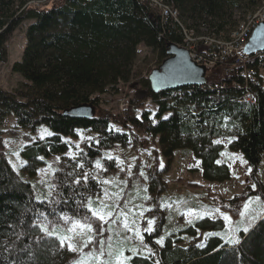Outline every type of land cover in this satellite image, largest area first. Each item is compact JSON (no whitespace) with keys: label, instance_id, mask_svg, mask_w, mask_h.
Returning <instances> with one entry per match:
<instances>
[{"label":"trees","instance_id":"16d2710c","mask_svg":"<svg viewBox=\"0 0 264 264\" xmlns=\"http://www.w3.org/2000/svg\"><path fill=\"white\" fill-rule=\"evenodd\" d=\"M171 2L179 18L200 35L224 33L226 37L259 5V0ZM236 14L240 17L236 18ZM30 21L33 23L26 32L23 58L13 66V72L28 83L14 93L0 88V121L14 116L23 129L33 131L45 126L54 135L51 144H39V148L35 146L22 153L30 177L37 175L42 157L64 156L68 147L62 139L73 138L77 130L98 134L99 149L125 145L132 140L138 143L134 133L114 136L108 132L111 124H117L127 130L133 128L138 134L161 137L167 158L179 150L191 151L202 161L206 181L224 183L231 179V172L218 163L222 147L214 139L221 135L220 126L234 125L239 129L238 140L230 148L243 154L252 169L253 180L260 186L257 175L264 156L263 87L253 89L256 105L239 99L242 91L230 86L215 87L230 84L231 79L221 76L208 78L205 91L200 87L182 88L187 91L181 98L173 96L177 90L155 94L149 80H143L140 84L147 90L138 92L120 115L99 111L92 100L94 95H103L120 82L130 83L131 69L142 44L159 52L163 63L168 58V44L180 41L178 25L163 27L159 17L138 0H0V63L7 60V43L13 33ZM202 26H206V33L200 30ZM249 64L261 69L264 52L263 59L252 58ZM147 100L160 107L157 124L149 112L143 113L142 119L137 115ZM84 104L96 106L99 112L94 119L64 115L65 111ZM188 104L200 111L191 115L186 111ZM168 113L171 116L163 120ZM88 156L96 159L99 151L89 148ZM58 178L56 204L40 201L32 183L18 174L0 151V264H73L75 253L62 248L57 238L46 236L39 224L45 214L52 218L59 214L85 217L83 197L94 193L96 183L91 180L84 192L69 173H59ZM155 178L160 180L158 174ZM154 185L156 180L151 193L156 191ZM254 195L249 189V198ZM246 199L247 196L237 197L230 204L235 206ZM260 220L234 246L212 236L202 247L188 248L179 246L172 238L159 246L156 240L162 234L161 221L152 236H145L152 255L136 256L130 264H264V219ZM224 229L223 221L206 219L185 232L194 236L197 231Z\"/></svg>","mask_w":264,"mask_h":264},{"label":"rangeland","instance_id":"374dc122","mask_svg":"<svg viewBox=\"0 0 264 264\" xmlns=\"http://www.w3.org/2000/svg\"><path fill=\"white\" fill-rule=\"evenodd\" d=\"M33 5L41 6L40 3ZM236 15V18L240 17L239 14ZM32 23V21L24 23L7 43V60L0 63V88L5 91L14 93L28 83L22 75L13 72V66L23 58L27 46L26 32ZM205 29L206 27L200 30L206 33ZM161 64L159 52L142 44L138 48V57L131 69L130 83L120 82L116 87L108 88L105 94L94 95L92 100L101 112H109L112 115L123 114L138 92L147 90L140 83L148 79L153 70L158 69ZM260 73L264 81V69ZM217 76L218 74H215L213 77ZM159 109L160 107L152 100H147L143 108L137 111V115L142 119L143 113L149 112L151 119L157 124ZM186 111L195 115L200 109L188 104ZM170 116L171 113L165 114L163 120ZM220 130L221 135L214 139V142L222 147L218 163L227 166L231 172V179L224 183L206 181L203 176L202 161L191 151L179 150L171 158H167L165 148L160 143L161 137L138 134L133 128L127 130L117 124H111L108 132L114 136L134 133L138 136V143L132 140V143L128 142L125 145L115 144L106 149H99L98 134L86 129L77 130L73 138L62 139L63 144L68 147L64 156L41 158L42 165L35 177H30L27 173V162L23 159L22 153L35 146L39 148V144H51L50 139L54 135H46L47 132L52 133L49 128L41 126L33 131L23 129L14 116H9L0 121V151H3L14 170L32 183L37 198L51 205H55L58 200L59 173H69L75 184L84 192L87 191L83 188L88 187L93 180L96 183L94 193L83 197L86 199L85 217L74 218L68 214H59L52 218L45 214L42 222L46 219L44 226L55 233L51 236L54 238L62 234L74 235L70 229L77 221L90 222L96 232L93 234V242L84 248L83 252L91 255L93 251H98V241H104L106 250L109 245L113 252L123 249L125 255L130 257L128 262L130 264L136 256L152 255L153 250L147 245L145 236H152L161 221L162 234L157 240L162 238L163 244H157L163 247L167 238H172L179 246L188 248L193 245H203L212 236H218L228 245L234 246L236 244L227 242L226 234H230V230L235 231V237L240 241L242 234L247 233L244 232L245 227L249 231L260 219H264V156L257 175L260 180L258 187L252 178V169L243 154L230 148L231 144L238 140L239 129L234 125L232 127L224 125L220 126ZM89 148L99 151L96 159L88 156ZM97 162L101 167L96 166ZM157 174L160 180L155 178ZM154 180H156L154 185L156 191L151 193L150 188ZM249 189L256 195L249 198ZM161 190L164 192L162 193ZM113 194H118L119 198ZM242 196H247L245 202L235 206L230 204L237 197ZM103 204L109 205L113 212L107 223L99 221L92 213V210L102 207ZM246 204L249 205L247 211ZM141 211L144 213L142 217L139 215ZM121 212L127 214L129 226L133 231L125 229ZM189 212L193 215H188ZM242 212L245 215H241ZM222 214L231 217V223L225 222ZM206 219L223 221L225 229L197 231L194 236L185 232L190 227H195L199 221ZM148 220L154 221L151 233L145 231ZM132 221L135 223L133 224ZM137 228L144 237L143 243L135 236ZM79 231L77 229V232ZM74 242L79 245L81 240L76 238ZM62 248L68 250L67 245ZM131 248L137 249V255L133 256L129 251ZM73 253H75V262L80 258V253Z\"/></svg>","mask_w":264,"mask_h":264},{"label":"built area","instance_id":"2783aa9c","mask_svg":"<svg viewBox=\"0 0 264 264\" xmlns=\"http://www.w3.org/2000/svg\"><path fill=\"white\" fill-rule=\"evenodd\" d=\"M138 1L159 17L163 27L167 24L179 26L180 41L177 45L187 50L196 64L207 69L208 78L218 74L225 79H231L230 84L227 82L228 85L220 84L215 87L230 86V88L242 91L239 99L248 101L249 105H256L257 98L253 89L264 88L263 77L260 73L264 66L261 69H254L249 63L252 58L263 59V52L248 57L245 50L255 30L264 24V0H259L258 7L249 13V25H238L229 37H226L224 33L216 36L200 35L199 31L188 27L181 18H174L171 0ZM205 87L207 86H200L199 89L205 91ZM185 91L187 90L178 89L173 96L181 98Z\"/></svg>","mask_w":264,"mask_h":264},{"label":"water","instance_id":"95a60500","mask_svg":"<svg viewBox=\"0 0 264 264\" xmlns=\"http://www.w3.org/2000/svg\"><path fill=\"white\" fill-rule=\"evenodd\" d=\"M167 49L168 58L158 69L153 70L148 78L155 94L207 84V69L196 64L187 50L175 43H169ZM261 52H264V24L255 30L245 54L252 57ZM64 115L81 120H92L97 115V108L94 104H84L65 111Z\"/></svg>","mask_w":264,"mask_h":264},{"label":"snow or ice","instance_id":"6c2138e0","mask_svg":"<svg viewBox=\"0 0 264 264\" xmlns=\"http://www.w3.org/2000/svg\"><path fill=\"white\" fill-rule=\"evenodd\" d=\"M46 135L51 136L52 133L47 132ZM219 143V142H217ZM58 159V158H57ZM97 167H101L99 162H97ZM104 183H109V181H104ZM119 198L118 194H113ZM258 199V198H257ZM118 206V205H117ZM249 205H245V210L247 211ZM106 209H108L106 211ZM217 211H219L217 209ZM93 216H95L99 221H102L104 223L108 222V219L113 216V212L110 210V206L107 204H103L102 207L97 208L95 210H92ZM143 211L139 213V215L143 216ZM188 215H193L192 212L187 213ZM121 216L124 217L123 223L124 227L127 231H133V228L129 226V220L126 213L121 212ZM241 215H245L244 212L241 213ZM223 219L227 223H231V217H229L227 214H222ZM46 223V219L44 222H40L39 227L41 228V231L46 236H53L55 233L53 231H50L48 227L44 226ZM134 224L135 221H132ZM148 227L145 229V231L151 233L153 231V220H148ZM77 229L80 231L77 232ZM100 230L102 231L103 228L101 227ZM74 233L72 236L68 235H60L57 238L60 241V246L64 247L67 245V248L69 251L80 253V258L74 262V264H128L130 257L125 255V252L123 249H117L115 252H113L111 245L108 246L107 250L105 249V242L104 241H98L99 243V249L98 251H93L91 255L84 253L83 249L88 247L89 244L93 242V234H95L96 229L93 228L92 224L90 222H84L81 223L77 221L73 227L70 229ZM244 232H248V228H244ZM210 235V234H209ZM135 236L138 238L141 243H143L144 237L141 235L138 228L135 230ZM76 238H79L81 240V243L77 245L74 241ZM227 242L229 244H237L239 243V240L235 237V231L230 230V234H226ZM156 243L163 244V239L157 240ZM203 245H198V247H202ZM129 251L132 252L133 256L137 255V249L131 248ZM158 264V262H156Z\"/></svg>","mask_w":264,"mask_h":264},{"label":"bare ground","instance_id":"6f19581e","mask_svg":"<svg viewBox=\"0 0 264 264\" xmlns=\"http://www.w3.org/2000/svg\"><path fill=\"white\" fill-rule=\"evenodd\" d=\"M173 16L174 18H179V13L176 9L173 8ZM239 25L248 26L249 25V15L246 17L244 21H242ZM176 91V90H175Z\"/></svg>","mask_w":264,"mask_h":264}]
</instances>
